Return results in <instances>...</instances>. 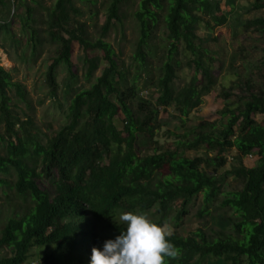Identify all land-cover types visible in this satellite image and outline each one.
Listing matches in <instances>:
<instances>
[{"label": "trees", "instance_id": "1", "mask_svg": "<svg viewBox=\"0 0 264 264\" xmlns=\"http://www.w3.org/2000/svg\"><path fill=\"white\" fill-rule=\"evenodd\" d=\"M14 1L0 0V5L8 8ZM127 1L135 5L131 15L138 33L129 66L105 40L115 24H123L121 8ZM220 2L108 0L97 37L91 35L86 22L77 19L81 11L73 0H54L47 8L45 36L35 27V8L24 3L25 12L18 16L31 55L45 41L56 46V55L45 71L50 94L56 95L57 68L62 64L64 86L72 95L68 122L43 141L31 118L21 120L13 113L8 90L14 88L25 102L26 93L0 66V187L23 200L22 206L0 216V249L5 250L0 253V264L29 263L32 249L45 246L53 249L38 264H89L91 248L101 247L108 234L115 237L123 230L118 219L121 212L149 214L162 225L173 211L180 220L199 193L204 205L198 216L209 215L223 181L215 172L224 166L223 154L232 147L238 152V163L227 172L241 186L219 204L232 211L231 216L218 219L220 229L214 237H207L200 228L187 236L170 233L166 239L177 255L166 257L164 264H204L207 260L209 264H264V86H253L252 79H247L246 96L237 99L235 108L225 106L216 123L205 121L190 127L184 140L177 135L172 148L147 149L148 143L155 142L160 108H172L185 122L215 83L214 57L203 44L206 34L199 25L207 23L204 16L215 24L228 22V15L236 12L235 0H224L221 9ZM16 9H6L7 18L0 20V34L12 41ZM252 10L263 11L264 0H253L246 11ZM241 24L246 31L253 28L264 36V15L237 19L233 25ZM161 25L165 35L158 47L152 38ZM208 37L214 39L212 34ZM72 41L85 55L97 51L104 64L87 87L74 88ZM157 49L163 58L154 74L151 60ZM261 49L264 64V46ZM84 65L90 76L95 60L87 58ZM184 66L193 74L189 81L176 84ZM141 74L145 87H154V100L140 94L137 79ZM119 112L123 116L120 129L115 123ZM252 148H256V164L247 167L242 157ZM187 150L202 155L189 157ZM42 180L49 186L41 187ZM176 204L178 208L172 210Z\"/></svg>", "mask_w": 264, "mask_h": 264}, {"label": "rangeland", "instance_id": "2", "mask_svg": "<svg viewBox=\"0 0 264 264\" xmlns=\"http://www.w3.org/2000/svg\"><path fill=\"white\" fill-rule=\"evenodd\" d=\"M15 0L8 8L0 5V20L7 18L6 9H13L17 7V16L14 17L15 22L12 24V32L16 35L14 41L4 35L0 34V66L10 72L11 80L18 82L25 91L26 101L19 99L14 88L8 90L10 97V105L21 120L31 118L36 125L38 131L41 132V139L44 141L45 136L52 135L60 126L68 122L66 117L67 106L69 98L72 95V90L66 89L64 86V79L66 75L65 67L60 64L57 68L56 81L58 88L56 95L52 96L49 92L48 86L45 82V71L52 58L56 55V46L54 43H43L42 49L31 55V50L28 47V40L25 33L20 29V21L18 14H24V3H28L35 8L34 18L36 19L35 27L41 30L40 35L45 36L44 29L46 28V18L48 14L47 8L54 2V0H39L33 2L31 0ZM213 2L215 0H212ZM218 4L221 9L224 5V0H220ZM253 0H235L236 12H231L228 15V22L224 24H215L204 16L207 23L203 22L199 25L203 33L206 34L204 39V46L209 48L214 60L211 65L213 76L215 79L214 85L209 92L203 95L202 103L197 109L191 112L190 117L182 122L176 115L172 108H160L158 115L157 131L155 133V142L148 143L147 149L150 147L172 148L177 139V135L181 139H185V132L192 126L199 122H213L216 123L220 118V111L225 106L235 108L237 99L246 96L245 81L251 78V85L264 86V64L262 62V47L264 46V36L255 29L250 28L247 31L241 25H233L237 23V19L244 21L259 14L264 15L263 11H246ZM108 0H73V4L81 11L77 19L84 21L88 25V30L93 37L98 36L100 26L105 19V9ZM21 4L20 7H18ZM135 5L132 1L124 2L121 10L124 12L123 24H115L107 33L105 40L108 41L115 52L123 59L126 66L131 63V55L133 53L136 38L138 36L136 23L131 15L132 9ZM228 10V7H226ZM212 34L214 39L208 36ZM165 29L161 25L155 31V36L152 38L154 45L159 47V44L164 40ZM161 49H157L156 56L151 60L153 73H157V68L160 65ZM71 69L76 74L75 87H87L95 76L100 74L103 67V62L100 60V54L97 51H90L86 55L83 53L79 44L72 41L69 48ZM188 53L186 52V56ZM94 59L96 67L91 71L90 76L86 75V67L84 65L85 59ZM184 60V59H183ZM133 71V68H131ZM193 70L188 67H183L179 70V78L176 84H182L190 80ZM144 74L137 79L141 86L140 94L148 99L154 100L156 93L154 87L148 84L145 87ZM155 77V76H154ZM154 82V81H152ZM227 94V95H224ZM122 114L119 112L115 117L117 128H121ZM259 120V116H254ZM3 129V124H1ZM256 148H252L249 155L242 157V163L251 167L256 164L257 155L254 152ZM189 157L195 155H202V152L185 151ZM238 152L235 147L224 152L225 164L222 168L215 172L217 178H223L219 194L211 203L209 208V215L205 214L198 216V212L203 208V195L199 193L188 206L187 213L181 216L180 220H176L175 212L178 204L171 210V215L168 222L162 224L169 233L175 232L181 236H187L194 232L197 228L202 229L204 234L209 238L217 235L220 229L218 219L220 217L227 218L231 216L232 211L228 208L219 206L221 199L230 192L236 191L240 188L241 183L233 175L228 173L238 161L236 157ZM236 156V157H235ZM166 171L163 170L162 173ZM226 172V174H225ZM13 180V178H11ZM49 186L46 180L41 181V187ZM4 191L6 194H4ZM23 200L14 192L8 191L4 186L0 187V216L4 217L8 214L9 209L16 206H22ZM215 216V219L213 217ZM150 220H155L151 215H146ZM1 227V224H0ZM114 238L110 233L107 239ZM53 246H45L41 248H34L31 251L29 263L24 264H38L45 254L52 251ZM5 250L0 249V253ZM32 262V263H31ZM211 261L207 260L204 264H209Z\"/></svg>", "mask_w": 264, "mask_h": 264}, {"label": "clouds", "instance_id": "3", "mask_svg": "<svg viewBox=\"0 0 264 264\" xmlns=\"http://www.w3.org/2000/svg\"><path fill=\"white\" fill-rule=\"evenodd\" d=\"M118 219L123 230L101 247H92L89 264H164L166 257H176L163 226L136 212H121Z\"/></svg>", "mask_w": 264, "mask_h": 264}]
</instances>
